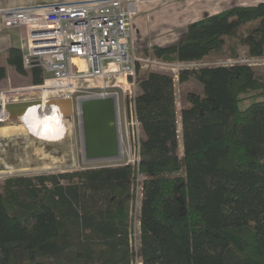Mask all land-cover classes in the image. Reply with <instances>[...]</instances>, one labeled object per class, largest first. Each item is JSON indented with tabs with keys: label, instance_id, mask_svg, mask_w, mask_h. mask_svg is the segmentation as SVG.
I'll use <instances>...</instances> for the list:
<instances>
[{
	"label": "trees",
	"instance_id": "1",
	"mask_svg": "<svg viewBox=\"0 0 264 264\" xmlns=\"http://www.w3.org/2000/svg\"><path fill=\"white\" fill-rule=\"evenodd\" d=\"M264 56V0L190 22L155 57L199 61ZM6 62L26 74L23 50ZM138 166L15 176L0 185V264H264V70L248 63L139 71ZM8 74L0 63V81ZM32 83L44 82L41 67ZM181 124V134L178 125ZM180 140L183 154H179ZM143 175L139 249L131 239L136 173Z\"/></svg>",
	"mask_w": 264,
	"mask_h": 264
},
{
	"label": "built area",
	"instance_id": "2",
	"mask_svg": "<svg viewBox=\"0 0 264 264\" xmlns=\"http://www.w3.org/2000/svg\"><path fill=\"white\" fill-rule=\"evenodd\" d=\"M151 1L155 0H66L0 9L5 27L25 30L27 51L23 52L24 67L28 70L41 67L44 74L41 84L10 86L0 91L1 111L6 112L8 104L18 102L46 105L54 95L72 99L73 114L65 117L74 121L78 118L81 123V99L113 95L117 102L121 158L94 162L98 165L93 167L138 166L143 133L133 100L138 87V68H165L163 60L141 55L134 45V17L143 3ZM244 54L241 63L253 65L254 57L248 56L246 51ZM73 58H81L85 62L83 65L73 63ZM111 75L116 78L113 84L110 83ZM118 75H123V78ZM99 78L103 82L101 85L77 87L81 80ZM125 82H130L128 85L134 86V90L128 87L127 91ZM84 90L90 92L81 94ZM142 181L143 175L138 170L132 202L138 229L130 228L132 242L135 240L133 247L137 251L141 233ZM133 264L143 262L137 257Z\"/></svg>",
	"mask_w": 264,
	"mask_h": 264
},
{
	"label": "rangeland",
	"instance_id": "3",
	"mask_svg": "<svg viewBox=\"0 0 264 264\" xmlns=\"http://www.w3.org/2000/svg\"><path fill=\"white\" fill-rule=\"evenodd\" d=\"M169 2L171 1L155 0V2H145L141 5L140 12H138V14H136V16L134 17V45L141 55L154 56L152 51L153 45L148 46V43H150V38L158 36L156 34L158 30H154L151 32V29L154 27L153 25H155V23L158 24L159 19L160 25L164 24L163 22H161L162 17L165 16L167 11L171 10L169 8L173 7L174 5H169L171 4ZM155 16H158V19L155 18ZM0 27H3L1 21ZM164 30V34H168V37H170V40H168V43L165 45L176 43L180 38L181 32L183 31L179 28ZM151 33L154 34V36H151ZM164 34L160 31L159 35L162 36ZM166 35H164V37H166ZM172 39H175L173 40L174 42H172ZM19 42L23 52L27 51V41L23 35L21 36V40ZM241 51V55L236 58L238 59L236 61L233 58L225 56L224 54L219 56L213 55L214 57L210 56L205 60L189 62L172 59H161L165 62V68H155L152 70H158L164 73L171 74L176 79L177 99L178 105L180 106L187 89L191 88L201 92L203 88L202 85L194 79H190L183 86L180 85L178 74L182 68L197 67L205 64L229 65L233 63H241V58L245 55L244 51ZM72 62L83 65L85 60L81 58H73ZM251 62H253V65L257 67L258 70H264V56L254 57ZM0 63L8 64L5 60V54L2 52H0ZM8 66H10L9 72L6 79H4V81L0 84V91L5 90L10 86L23 87L34 85L32 83L31 70L26 69L27 73L23 74L18 72L15 67L13 68L12 65L8 64ZM140 70L149 71L151 70V68L147 69L140 67L139 71ZM138 75L139 73L137 72V79ZM118 77L123 78V75H118ZM114 82H116V78L115 76L111 75L110 83L113 84ZM102 83L103 82L100 78L94 79L92 81L81 80L77 83V87L101 85ZM125 83L126 84L124 85V87L127 91L129 89L128 87H130V90H134V86L128 85L130 82ZM138 90L139 89L137 87L136 91ZM84 91H82L81 94H87L88 92H90L89 90ZM50 97L55 98L57 96L53 95ZM128 99L129 98H127V100ZM128 102L129 100L127 101V103ZM39 131H43L44 133L38 134ZM178 131L179 134H181L180 123L178 125ZM57 133L61 135L59 136V138L56 136ZM141 135L143 137L142 132ZM179 154H183V146L181 140ZM95 165L98 164L89 163L85 160L82 128L78 118H76L74 121L69 118L67 119L56 111H53L48 119L43 120L40 119L37 108L35 107L28 110L24 109L15 111L14 113L2 111L0 112V185H2L8 178L15 176H33L42 173L58 174L66 171H75L83 168L93 167ZM135 213V209L131 206L130 224L131 227L134 226L136 229H138V223L136 222ZM134 244L135 240H133V245Z\"/></svg>",
	"mask_w": 264,
	"mask_h": 264
},
{
	"label": "water",
	"instance_id": "4",
	"mask_svg": "<svg viewBox=\"0 0 264 264\" xmlns=\"http://www.w3.org/2000/svg\"><path fill=\"white\" fill-rule=\"evenodd\" d=\"M30 102L8 104L6 112ZM81 128L85 160L89 163L110 161L121 158L120 131L116 98L113 95L106 97L90 96L80 100ZM58 105L66 117L73 114L71 98L57 97L48 99L47 106ZM2 106L0 105V111Z\"/></svg>",
	"mask_w": 264,
	"mask_h": 264
},
{
	"label": "crops",
	"instance_id": "5",
	"mask_svg": "<svg viewBox=\"0 0 264 264\" xmlns=\"http://www.w3.org/2000/svg\"><path fill=\"white\" fill-rule=\"evenodd\" d=\"M56 1H66V0H54V1H42V0H0V9H7L12 7H17L20 5H33L37 3H49V2H56ZM171 1L169 5H173V7H170L169 11L165 14V16L162 17V21L164 24L160 25V19L158 20V24L155 23L153 25L154 29H151V32L154 30H158L156 34L158 36L154 38H150V43H148V46L151 45H165L167 44L168 40H170L168 37V34H164V29H174L179 28L181 30H184L186 26L197 19H200L206 15L213 14L220 12L230 6L237 5V4H256L263 0H168ZM174 1V2H173ZM155 2V1H151ZM152 4V3H150ZM153 16V15H152ZM155 18L158 19V16ZM0 21L3 25V27H0V52L5 54L6 59V51L7 48L11 45H20L21 36L23 35L25 37V30L24 29H17V28H7L4 26L2 21V16L0 15ZM160 31L166 35L160 36ZM151 36H154V34L151 33ZM172 39V42H174ZM2 64V63H1ZM5 66L8 69L10 66L8 64H5ZM14 68V66H13ZM4 80L0 81V84Z\"/></svg>",
	"mask_w": 264,
	"mask_h": 264
},
{
	"label": "bare ground",
	"instance_id": "6",
	"mask_svg": "<svg viewBox=\"0 0 264 264\" xmlns=\"http://www.w3.org/2000/svg\"><path fill=\"white\" fill-rule=\"evenodd\" d=\"M37 108V112L39 114L40 119L46 120L49 118V116H51V114L53 113V111H56L57 113H60L62 116L65 117V115H63V113L61 112L60 108L58 107V105L54 104L51 106H47V105H43L40 102H30L24 106H19L16 109L9 111V113H14L15 111H20V110H24V109H31V108ZM1 112V111H0ZM51 112V113H50ZM50 113V114H49ZM44 117V118H43ZM68 124V123H67ZM47 125V124H45ZM42 126V125H41ZM52 126V125H51ZM61 126V125H60ZM28 128V127H27ZM30 128V127H29ZM33 128V127H32ZM62 128V127H60ZM42 129H46V128H42ZM59 129V128H58ZM56 130V129H55ZM58 131V130H57ZM44 133L43 131H39L38 134ZM65 135V134H64ZM58 138L59 136H61L59 133H57L56 135ZM63 136V134H62ZM49 140V139H48Z\"/></svg>",
	"mask_w": 264,
	"mask_h": 264
}]
</instances>
